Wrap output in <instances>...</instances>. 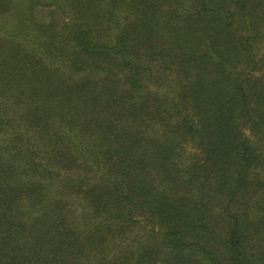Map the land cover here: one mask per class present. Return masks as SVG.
<instances>
[{"label":"trees","instance_id":"16d2710c","mask_svg":"<svg viewBox=\"0 0 264 264\" xmlns=\"http://www.w3.org/2000/svg\"><path fill=\"white\" fill-rule=\"evenodd\" d=\"M0 264H264V0H0Z\"/></svg>","mask_w":264,"mask_h":264},{"label":"rangeland","instance_id":"374dc122","mask_svg":"<svg viewBox=\"0 0 264 264\" xmlns=\"http://www.w3.org/2000/svg\"><path fill=\"white\" fill-rule=\"evenodd\" d=\"M39 16H40L41 18L44 17V13H43V12L39 13Z\"/></svg>","mask_w":264,"mask_h":264}]
</instances>
